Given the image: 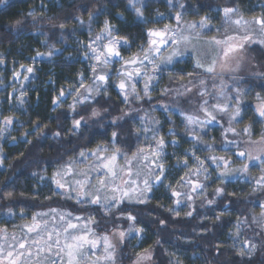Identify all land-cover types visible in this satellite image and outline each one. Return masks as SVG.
I'll list each match as a JSON object with an SVG mask.
<instances>
[{
  "label": "trees",
  "instance_id": "1",
  "mask_svg": "<svg viewBox=\"0 0 264 264\" xmlns=\"http://www.w3.org/2000/svg\"><path fill=\"white\" fill-rule=\"evenodd\" d=\"M181 2L185 5L183 9L179 6ZM145 3L144 23L137 21L134 11L128 6V0H6L4 5H0V59L4 61L0 63V122L6 116L14 117L13 123L0 134V228H6L10 233L29 223L35 212L57 208L72 211L73 215L94 216L99 222L94 226L98 234L109 233L117 226L120 230L127 229L132 222L116 219L120 212L114 210L112 215L104 216L96 205L82 207L76 204L74 196L66 199L58 194L53 195L55 186L51 177L81 148L95 149L99 144L111 152L113 131L120 134L116 146L128 155L139 147L148 149L152 133H148L146 139L143 132L137 135L135 131L141 127L138 117L147 113L160 120L158 135L164 136L167 141L163 162L167 167L166 178L163 183L154 185L147 204H128L125 201L120 206L125 215L129 211L136 215L138 220L135 226L143 227L145 231L139 238L133 233L124 244H117L116 264H128L145 249L152 252V264H264V233L255 235L260 229L255 225L241 228L240 240L251 239L258 245L251 257L237 255L238 241H234L230 235V232L236 231L237 217H248L251 221V216L260 210L259 204L264 202V193L258 191L252 194L254 181L250 182V178L258 177L262 166L257 161L255 166L250 167L247 176L237 174L221 181L218 178L219 169L207 157H233V153L239 150L232 146L231 151H228L223 144L222 133L228 127L227 118L207 124L203 130L191 127L201 138L206 136L202 143H196L185 132V119L181 112L204 118L203 113L197 111L200 103L198 89H194L187 97L161 95L162 87L177 88V82H187V73L193 71L191 59H177V63L163 67L159 84L151 91V100L145 97L141 101L131 100L129 104L123 103V97L115 87L116 70L121 66L117 62L109 66L112 79L106 88L107 95L102 93L85 105L78 106L76 113L69 108L74 89L79 88L81 80L85 85L91 83V59L86 58L84 53L90 33L94 36L99 32L105 19L116 26L118 35L128 37L131 47L122 49L129 57L146 42L144 29L161 27L167 21L166 16L177 11L182 12L181 23L198 22L200 17L206 15L214 27H221L223 7H238L245 18L264 12V0H173L175 7H170L167 0H145ZM29 12L35 14V20L28 15ZM157 12L163 13V17L158 16ZM89 13L93 14L91 21ZM117 13H122V16ZM17 20L21 24L13 27ZM170 21L175 20L171 17ZM61 24L64 25L63 29L60 28ZM52 45H55V50L51 57L41 56L33 61L36 52L46 53ZM246 55L260 72H264V46L252 44ZM21 65L25 67L21 68ZM29 66L35 69L33 73L26 72ZM14 73L20 75L14 76ZM239 75L243 79L238 83L232 82L227 75L223 77L230 84L225 96L234 94L236 87L246 91L243 119L236 127L239 129L249 122L252 127H264V121L253 111L257 94L264 97V78L245 72ZM202 76L207 80V88L211 93V98L206 96L204 99L214 104L217 99L212 87L213 80L207 74L202 73ZM215 83L219 85L220 80L216 79ZM70 85L74 86L73 95L62 97L59 107L54 105L53 98L62 88L69 90ZM165 104L169 105L168 111L162 107ZM92 108L100 109L101 115L89 118ZM105 108L108 109L107 113L103 111ZM130 109L142 111L131 113L135 119L125 117L118 121L119 127L112 124V118L121 115V110ZM81 116L87 119V123H82L81 128L73 134L70 131L72 120ZM170 128L176 133L177 144L172 143ZM57 131L61 133L60 137L53 135ZM228 136L229 139L234 138L231 134ZM243 139L247 140L248 137ZM207 143H211L214 150H209L205 146ZM191 145L195 146V155L208 168L209 179L205 180L203 173L199 176L205 185L203 192L197 190L192 193L189 187L181 188L177 183L189 169H195L196 160L190 157L187 168L178 163L184 159L183 151ZM241 163L239 158L233 157L231 166L239 167ZM41 176L45 179L41 180ZM168 184L192 195L194 199L191 206L186 196L180 198V205L174 204L176 198L165 187ZM217 186L224 188L223 196H214ZM55 192L60 193L61 190L55 189ZM8 193L12 195L8 196ZM205 197L215 198V203L208 205L204 202ZM169 207H173L175 212L166 211ZM9 209L13 214H9ZM189 211L193 214L185 215ZM160 220L166 223L161 225Z\"/></svg>",
  "mask_w": 264,
  "mask_h": 264
},
{
  "label": "snow or ice",
  "instance_id": "2",
  "mask_svg": "<svg viewBox=\"0 0 264 264\" xmlns=\"http://www.w3.org/2000/svg\"><path fill=\"white\" fill-rule=\"evenodd\" d=\"M170 7H175L173 0H167ZM6 0H0V5H4ZM139 5V6H138ZM128 6L134 11L137 21L144 23V8L147 7L145 0H128ZM180 8L185 7L184 3H180ZM223 32L217 29V35L205 39L204 32L211 30L209 18L205 15L200 17L199 21L183 22L182 12L177 11L174 15L175 25L165 24L162 28L150 27L144 29L146 42L142 43L138 51L131 56L125 58L122 55L121 49L131 47V43L127 36L118 35V29L108 19L104 20L103 26L94 36L90 33L89 42L86 45L87 51L84 53L86 58L94 60L91 65L92 78L91 83L85 85L82 80L79 88H75L73 95L72 89L74 86H69V90L61 89L59 94L52 100L54 105L59 107L61 98L68 95H73V101L69 105L70 110L76 113L77 107L95 99L96 96L107 95L106 88L112 79V73L109 66L120 62V68L116 70L117 80L115 87L118 93L123 97V103L129 104L131 100L141 101L145 97L151 100V91L160 81V73L163 67L177 63V58H182L185 55L192 57L193 71L187 73V82L180 83L179 87L172 88L164 86L161 88V95L174 94L176 97H187L194 89H198L200 103L197 111L203 113L204 118L199 115L186 114L181 112L185 119V132L192 137L196 143H202V138L192 130L191 126L199 124L204 127L212 122H220L225 117L227 118L228 127L224 128L222 133L226 150L231 151V147L235 146L239 150L233 153L234 158H239L242 163L239 167H232L231 161L233 157L225 156H208L219 169L218 178L221 181L233 175L247 176L250 167L255 166V162L264 165V129L261 130L258 140H253L254 135L252 123L237 128L236 125L243 119V104L246 91L236 87L233 90L234 94L225 96V90L230 87L223 77L227 75L234 83H238L243 79L239 75L245 60L247 59V49L252 44H260L264 46V12L258 16L245 18L240 13L238 7H223ZM33 19L36 16L33 12L28 13ZM122 16V13H117ZM157 15L163 17V13L157 12ZM93 17L89 13V20ZM79 19V17H77ZM83 23V21H81ZM20 20L14 22L13 27L19 26ZM63 29L64 25L61 24ZM203 42V44H201ZM204 45L207 47L205 48ZM55 50V45L50 46L46 53L36 52L32 57L33 61L37 57H51ZM165 52L167 54H165ZM4 61L0 59V63ZM21 65V68H24ZM35 69L31 66L26 68L27 73H33ZM203 74H207L213 80V89L215 90V98L217 103L209 104L208 99L211 98V93L207 88V80L203 78ZM14 76H19L20 73H14ZM254 75L264 78V72H256ZM83 77V73L80 74ZM143 78V88L138 90L137 84ZM25 79H28L25 76ZM183 79V78H182ZM219 79L217 85L215 80ZM171 83V81H169ZM191 85V87H189ZM141 92L143 95H141ZM11 96V94H9ZM223 100V102H219ZM257 104L255 106V115L261 121H264V97L257 94ZM233 101L235 105L233 106ZM23 103V99L20 100ZM165 111H168L169 105H162ZM105 113L108 109H103ZM142 109H130L129 111L121 110V115L112 118V124L119 127L118 121L124 120L125 117L133 118L131 113L140 112ZM101 115V110L92 108L90 117H98ZM219 116V120H218ZM141 127L135 131L139 135L140 132L145 134L152 133L148 151L143 147H139L129 156L124 150L117 145L119 142V132L111 133L112 149L109 154V149L102 145H97L95 149L81 148L79 153L71 157L65 164L61 165L52 175L51 182L55 189H60L61 192H55L53 195H61L63 198L72 199L75 196V202L78 205L91 206L96 205L102 210L104 216H110L113 211L120 212L116 219H126L132 222L125 230H120L119 227L112 229L111 235L108 233L98 234L95 227L98 221L94 216L84 219V223L80 215H73L72 211L50 208L47 212H35L30 223L20 226L23 233L19 238L15 233L9 234L6 228H0V264H116L117 243L124 244L126 239L135 234L136 237H141L145 229L135 226L138 220L136 215L131 211L124 214L121 205L127 201L128 204L144 205L149 202V194L153 191L154 185L159 182L163 183L166 178L167 167L162 162L165 158V148L167 141L164 136L158 135L160 120L155 117H150L147 113L139 116ZM14 121V117L6 116L0 126V134L4 132L9 125ZM82 123H87V119L81 116L79 119H73L70 131L75 134L81 128ZM172 134V143L177 144L176 133L173 129H169ZM228 134H231L233 139H229ZM54 136L60 137L59 131L53 133ZM243 137H248L244 140ZM244 145H258L255 152L247 150ZM209 150H214L211 143L205 145ZM186 152L189 150H185ZM124 156V163L120 164L118 158ZM191 156L196 160L195 169H189L184 176H181L177 182L181 188L189 187L192 193L197 190L203 192L205 185L199 180L201 173L204 174V179H209L208 168L203 160L195 155V151L191 152ZM91 157L92 159H89ZM187 168L188 158L185 157L182 161H178ZM76 164H84L85 167L77 169ZM151 165V166H150ZM261 174L258 177L250 178V182L254 181L252 194L256 192L264 193V167L260 168ZM95 173V178H93ZM158 173V174H157ZM36 175V173H33ZM76 177L69 180L67 177ZM135 176L136 179H132ZM197 177L193 180L191 177ZM45 177L41 176V180ZM171 190L172 197H175L174 204L182 203L181 197H187L189 206L194 197L188 192L178 191L171 184L165 185ZM224 188L217 186L214 189V196H223ZM11 196V193L7 194ZM231 195V194H230ZM51 199V197H48ZM205 203L212 205L215 203V198L207 199ZM261 209H264V202L259 204ZM169 213L175 212L173 207L166 209ZM9 214H13L9 209ZM23 215V209L21 210ZM178 214V213H177ZM193 213L189 211L185 213L191 216ZM51 217V219H45ZM217 219H220L217 216ZM76 221V223L73 222ZM159 223L164 225L165 220H160ZM51 224V227L49 225ZM255 225L260 229L255 232L256 236L264 233V211L259 214H253L251 221L248 217H237L236 231L230 232L234 241H238L239 250L237 255L243 257L245 255L251 257L257 250L258 245L253 243L251 239L240 240V232L242 227L251 228ZM11 239L12 243H8ZM264 242V241H262ZM159 243V241H157ZM102 246L103 252L101 255L96 253ZM220 246H217L219 252ZM95 257V259H92ZM152 260V252L150 249H145L143 254L137 253V259L133 264H147Z\"/></svg>",
  "mask_w": 264,
  "mask_h": 264
},
{
  "label": "rangeland",
  "instance_id": "3",
  "mask_svg": "<svg viewBox=\"0 0 264 264\" xmlns=\"http://www.w3.org/2000/svg\"><path fill=\"white\" fill-rule=\"evenodd\" d=\"M174 15L175 14H173V15H167L166 16V23H164V25L165 24H172V25H175V23H176V21H170V19H171V17L172 18H174ZM175 20V19H174ZM192 22V21H191ZM221 27H219V26H216V27H214V26H212L211 25V30L210 31H206V32H204V37H205V39H207L208 37H211V36H214L215 34H214V32L219 28L220 29V32L222 33L223 32V27H224V25H223V22H221ZM163 27V25L161 26V27H158V28H162ZM201 44H203V42H201ZM204 47L206 48L207 46L206 45H204ZM127 48V47H126ZM121 52H122V55L125 57V58H127L126 57V54L124 53L125 52V50L124 49H121ZM165 54H167L166 52H165ZM247 56V55H246ZM178 60H187V61H189V59H191L192 60V57L191 56H189V55H185L184 57H182V58H177ZM93 63H95V61L94 60H91V62H90V65H92ZM192 64H193V61H192ZM119 68H120V66H119ZM245 72V74H249V75H254V73H256V72H260V70H259V68L257 67V65L250 59V57H248L247 56V59L245 60V62H244V65H243V67H242V69H241V71H240V74L241 73H244ZM140 79V83H138L136 86H137V89L138 90H140V89H142L143 88V78H139ZM219 80V79H218ZM142 93V92H141ZM218 101L216 100L214 103H217ZM219 102H223V100H220ZM258 103V102H257ZM257 103H255V106H256V104ZM234 106V105H233ZM255 106L253 107V111H254V113H255ZM193 129H195V128H198L199 130H203V127H201L199 124H196V125H192L191 126ZM257 128V129H256ZM253 127V131H254V135H253V140H258V138H259V135H260V133H261V130L262 129H264V127ZM203 139V138H202ZM203 140H206V136L204 135V139ZM195 146L194 145H191V147L189 148V149H187V150H189V151H183V153L184 154H182V158L184 157H187V158H189L190 157V159L191 160H193V158H192V156H191V152L194 150L193 148H194ZM247 150H250V151H253V152H255V150L259 147L258 145H251V146H249V145H245L244 146ZM145 149V151L147 152L148 151V149L147 148H144ZM111 152H109V154H110ZM130 156V155H129ZM89 159H92L91 157H89ZM164 160H165V158H164ZM164 160L162 161V162H164ZM118 162L120 163V164H123L124 163V156H121V157H119L118 158ZM151 166V165H150ZM259 166H262V167H264V165H259ZM74 167H76L77 169H79V168H83V167H85V165L84 164H76V165H74ZM261 174V172L260 173H258V175L257 176H259ZM95 173H93V178H95ZM76 177H71V176H69V177H67V179H69V180H72V179H75ZM132 179H136V177L135 176H133L132 177ZM73 196H74V194H73ZM74 198H75V196H74ZM262 211H264V209H261L260 208V210L257 212V214H259V213H261ZM75 216V215H74ZM82 217V220L79 222L80 224H83L84 223V219H87V218H90L89 216H81ZM45 219H51V217H45ZM30 222H31V220H30ZM29 222V223H30ZM73 222L74 223H76V221L75 220H73ZM49 227H51V224L49 225ZM111 232L112 231H110L108 234L109 235H111ZM13 233H15L16 235H17V237L19 238L21 235H23V233L21 232V230L20 229H18V230H15V231H12V232H10V233H8L9 234V237L11 236V234H13ZM2 235H3V233H1ZM0 234V236H2ZM113 242L114 243H117V244H119L118 243V241H116V240H113ZM8 243H12V241H11V239H9L8 240ZM102 252H103V248H102V246L100 247V250L96 253L97 255H101L102 254ZM144 252V251H143ZM143 252L142 253H140V254H143ZM92 259H95V257H92ZM137 259V256H136V258H134L131 262H129L128 264H133V262L135 261ZM147 264H152V260L151 261H149V262H147Z\"/></svg>",
  "mask_w": 264,
  "mask_h": 264
}]
</instances>
